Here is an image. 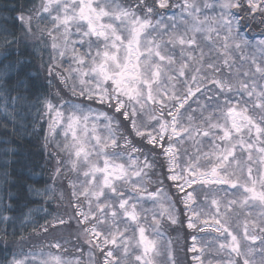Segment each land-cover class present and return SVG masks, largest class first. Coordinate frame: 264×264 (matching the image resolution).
<instances>
[{
    "label": "snow or ice",
    "instance_id": "6c2138e0",
    "mask_svg": "<svg viewBox=\"0 0 264 264\" xmlns=\"http://www.w3.org/2000/svg\"><path fill=\"white\" fill-rule=\"evenodd\" d=\"M189 261L264 264V0H3L0 264Z\"/></svg>",
    "mask_w": 264,
    "mask_h": 264
},
{
    "label": "trees",
    "instance_id": "16d2710c",
    "mask_svg": "<svg viewBox=\"0 0 264 264\" xmlns=\"http://www.w3.org/2000/svg\"><path fill=\"white\" fill-rule=\"evenodd\" d=\"M0 3H3V0H0ZM4 15H7V13H4ZM33 63L35 69L41 73L40 83L47 88L48 85L44 80L43 70L40 69L39 59L35 60ZM16 144L18 146V151L15 163L12 166L14 174L21 177V179L28 184H31L35 179H38L39 183L35 186L40 188L45 186V182L51 185V164L48 161L47 153L43 152L42 142L32 136H26L23 139H17ZM30 170L35 172V177L32 176ZM30 206L33 209H41V211L34 213V220L39 221L40 223L44 222L46 216L50 219L52 215L64 214L69 211L67 207V199L64 201L55 200L45 202L44 200L35 198V202ZM29 231L31 230L29 229ZM53 236L56 238H59L60 236L67 237L68 231L65 230L61 233H53ZM180 256L183 259L184 253L181 252Z\"/></svg>",
    "mask_w": 264,
    "mask_h": 264
},
{
    "label": "rangeland",
    "instance_id": "374dc122",
    "mask_svg": "<svg viewBox=\"0 0 264 264\" xmlns=\"http://www.w3.org/2000/svg\"><path fill=\"white\" fill-rule=\"evenodd\" d=\"M253 31L259 32L260 31V28L259 27H256V26H253ZM45 59H47V57H45Z\"/></svg>",
    "mask_w": 264,
    "mask_h": 264
}]
</instances>
